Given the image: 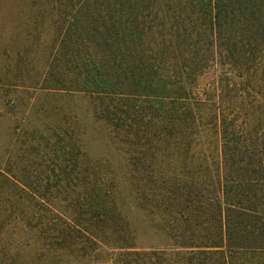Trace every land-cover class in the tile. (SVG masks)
<instances>
[{
    "label": "trees",
    "instance_id": "16d2710c",
    "mask_svg": "<svg viewBox=\"0 0 264 264\" xmlns=\"http://www.w3.org/2000/svg\"><path fill=\"white\" fill-rule=\"evenodd\" d=\"M28 6L53 31L44 89L93 98L106 153L76 113L21 136L0 264H264V0Z\"/></svg>",
    "mask_w": 264,
    "mask_h": 264
},
{
    "label": "rangeland",
    "instance_id": "374dc122",
    "mask_svg": "<svg viewBox=\"0 0 264 264\" xmlns=\"http://www.w3.org/2000/svg\"><path fill=\"white\" fill-rule=\"evenodd\" d=\"M30 1L0 0V165L2 161L11 160L20 170L19 161L25 149L21 146L25 138L21 136L26 134L29 138L33 134L52 133L55 126L59 127L58 123H63L65 114L72 122L73 113L78 115L82 127L85 124L89 127L86 143L90 153L103 155L106 146L91 130L93 98L44 89L59 81L53 79L51 71L56 60L50 49L53 31L41 24L27 25ZM39 17L45 19L47 16ZM62 67L59 65L54 72L61 71L58 68ZM214 67L222 65L217 63ZM221 71L218 68L217 75ZM210 82L211 79H207L204 83ZM69 111L72 113L68 114ZM29 160L25 163L31 164L33 159ZM31 177L38 178V175Z\"/></svg>",
    "mask_w": 264,
    "mask_h": 264
}]
</instances>
